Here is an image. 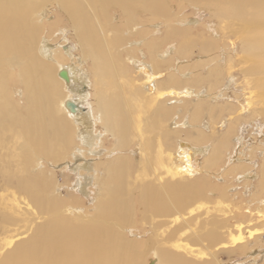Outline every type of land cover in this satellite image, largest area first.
<instances>
[{"label":"bare ground","instance_id":"obj_1","mask_svg":"<svg viewBox=\"0 0 264 264\" xmlns=\"http://www.w3.org/2000/svg\"><path fill=\"white\" fill-rule=\"evenodd\" d=\"M180 1L202 6L222 31L239 36L242 60L250 64L244 71L246 86L264 99V0ZM113 7L121 15L120 24L110 14ZM53 12L58 22L53 23ZM143 14L149 22H140ZM171 16L168 0H0V237L6 241L2 245L10 248L0 264H218L215 248L225 243L224 230L231 251L249 253L245 231L253 240L261 239V229L253 231L245 221L233 225L226 216L207 220L201 227L195 223L197 204L216 208L209 194L214 197L218 191L220 206L230 195L224 185L223 190L212 187V177L218 174L214 169L228 174L243 170V185L249 188L257 182L253 197L262 205L264 148L252 146L246 151L244 135L250 122L241 121V112L218 123L214 108L209 107V121L201 119L203 104H220L229 83L236 80L230 74L220 89L205 95L197 92L192 81H205L204 68L209 78H220L224 70L235 68V58L228 53L226 65H221L218 39L203 33L200 40L192 34L204 26L196 17ZM62 20L73 29L78 54L68 42L54 43L45 33ZM191 46L203 54L195 61H183L180 57ZM136 63L145 77L132 74L130 65ZM189 64L197 66L193 72L185 71ZM61 71L68 74V81L60 77ZM165 72L168 78L162 82ZM156 77L149 95L143 85L156 82ZM182 81L186 85L180 88ZM91 85L95 106L90 101ZM246 94L237 104L244 112L253 107ZM192 99L198 103L191 117L178 122L174 132L164 128L184 100ZM69 101L77 104V111L67 107ZM86 104L91 105L89 110ZM149 109L157 110L160 126L146 120ZM252 113L249 117L254 121L257 112ZM148 131L157 135L156 141L147 137ZM107 135L116 141L112 149L103 145ZM136 142L143 167L135 166L129 173V157L123 152ZM233 147H237L238 163L220 166ZM255 151L262 153V164L256 167ZM61 168L81 171L83 196H90L91 187H96L92 206L59 199L55 174ZM226 176H220L222 184ZM138 210L154 236L157 233L152 245L150 239L142 243L132 238L137 235H130ZM29 215L35 223L27 222ZM164 219L182 224L165 237L163 229L169 222ZM25 223L36 224L26 239L17 229H8ZM182 228H188L184 237L178 235Z\"/></svg>","mask_w":264,"mask_h":264},{"label":"rangeland","instance_id":"obj_2","mask_svg":"<svg viewBox=\"0 0 264 264\" xmlns=\"http://www.w3.org/2000/svg\"><path fill=\"white\" fill-rule=\"evenodd\" d=\"M168 3L170 4L171 10H172V16L171 17H173V16L178 17L179 16L178 20L185 18V17H194V18L196 17L198 19V21L204 25V26H200L199 29L192 32L193 35L197 36V39L201 40L200 37H202L203 33H204L203 36H205L206 38H210V37L213 38L214 37L216 40L218 39V44L220 45L219 47H221L220 48L221 50L219 51V53H217L218 54L217 56L219 57V62L221 65H226L225 61H226V58H228V56H227L228 53H233L234 58H235V63H234L235 68L233 70H231L230 72L224 70V66H221L222 69L224 70L223 75L220 77L221 79L218 77L209 78L207 75L208 71H206L204 68V70H202V71H204L205 81L198 82L199 79H196V81H192L191 84L193 86H196L197 92L202 91V93L205 95L207 92L210 93V92L216 91L220 87L221 82L223 84L226 80H228L227 77L230 74H232L236 80V81H234L235 83L234 82L229 83L230 86L228 88H227V86L229 84L226 86L227 97L225 98V100H224V98H222V102L220 103L221 105L215 104L211 101H207L205 104H203L205 106H202L204 112L202 113L203 115H202L201 119H206V121L207 120L209 121L210 115H209L208 111H209V109H211L209 107L214 108L213 117L215 120L216 119L218 120V123L220 121H221V123H223L225 120H227L230 117V114H232V113L237 114V111H238V113L241 112L243 114L241 121L244 118V120H248L250 122V125H248V127H247V129H249V130L244 135V138L246 139V144L248 145V147L246 148V151L250 152V150H252L253 147L264 148V99L259 97L257 92L254 91L252 93L253 89H249V87L246 86V79L244 76V71L247 68H250V64H247V63H245L246 61L244 62L242 60L241 45H240L239 36L233 35L232 31L227 30V29L222 31L219 27L220 23L216 20H212L209 12L206 9H204L202 6L201 7L200 6H192L189 3L185 2V1H180V0H168ZM54 10H55L54 12H56V9H54ZM54 12H53V16H52L53 23H55L56 20H57V22L59 21ZM110 14L115 17V22L117 24L121 23V21H120L121 15L119 14L117 7H113L111 9ZM139 19H140V22H149L150 21L149 17L147 18L145 16V14L140 16ZM153 20H156V18H154ZM157 20L160 22H164V20H162V19H157ZM205 25L207 28H205ZM223 25H225V24H223ZM70 27L71 26L66 22V20L65 21L62 20V21H60V23L54 25L52 28H50V27H48V29L46 28L45 33L49 34V36L51 37V39L54 43L62 44L63 42L64 43L68 42L69 43V44L67 43L68 45H71L75 48V54H78L79 48L76 45L75 40H74L73 29ZM57 28L59 31L57 30ZM160 28H162V26ZM204 29H206V30H204ZM46 31H49V32H46ZM128 31L129 30H126L127 33H128ZM127 33L125 35H127ZM132 38H133V36H131V39ZM192 47L193 46H191L189 48V50L186 52V54L183 56L184 59L182 57H180L183 61H188V62L195 61V59L198 58L200 53L203 54L202 52H200L199 47H197V46H194L193 48ZM227 49L231 50V51H228ZM144 51H146V49H144ZM235 52H237V53L235 54ZM124 55L126 57L127 52ZM186 55L191 56V58H188ZM169 65H172V63L168 64V66ZM211 65L213 66V64H210L209 66H211ZM131 67L133 69L132 74L134 76H136V77H143L144 76L140 72L142 70H141L138 63L131 64L130 68ZM196 67L197 66L192 67L191 64H189L186 67L185 71L186 72H193L195 70L194 68H196ZM167 73L168 72H165L164 75H166ZM157 78L158 77L155 78L156 82L150 83V84L148 82H146L145 85H143L142 89L145 92L147 91L146 93H149V95L153 92L152 90H149V87L156 85ZM167 78H168L167 75L165 78L163 77L162 82H164L163 80L166 81ZM183 82L184 81H182V83L180 84V85H182V86H180V88H182L186 85V83H183ZM165 86H166V84H165ZM167 88H169V86H167ZM209 88L213 89V90H208ZM164 89H166V88H164ZM89 90H90V92H92V95H93V99H91L90 101H92V105L95 106V99H94V95H96L95 86L93 85V87H92V85H91V89H89ZM173 92L174 91H171V93H173ZM244 94L247 95L248 101L253 102V104H252L253 107L249 108L250 106H248V108L245 109V112L242 111L241 108L238 106L241 103L240 100L243 101V98H244L243 95ZM40 95L43 98V100L46 101L44 98L45 93L40 92ZM172 95L174 96V94H172ZM237 97H240V98H237ZM166 100H168V101H166ZM164 101H166V103L168 104L169 107H172L171 105H169L171 103L169 99H165ZM184 102H185L184 104L180 105L179 108H177L178 109L177 112L173 113V116L175 114H177L175 116H178V117L175 118V116L174 117L171 116V118H169L168 122H166V125L164 126V128L166 127L167 130L174 132V129L178 126V122H181L183 120V118L189 119L188 115L191 117L192 112H193V108L196 107V104L198 102L196 101V99H192L191 102H190V100L189 101L184 100ZM228 103H231L234 106L228 105ZM185 104H187V105H185ZM84 106H85L86 110H89L91 108L90 104H86ZM189 108H191V110ZM155 110L156 109H154V110L149 109V112H148L149 115L148 114L146 115V120H149L150 122H152L153 125L155 124L156 126H160V125H157V123L159 122V117L157 116V112H156L157 110L156 111ZM251 111L257 112V115H256L257 119L254 121H252L249 117L250 114L252 113ZM261 113H262V115H261ZM186 114H187V116H186ZM220 114H222V115H220ZM253 115H254V113H252V116ZM156 117L158 119H156ZM234 121H236V120H234ZM218 123L215 124L216 128H218V125H219ZM155 125H154V127H155ZM101 127L102 126H99V129L104 130V128L103 127L101 128ZM175 130H177V129H175ZM150 131H153V129ZM150 131H148L147 137L150 139L152 137V139H154L156 141L157 135L155 133L150 132ZM217 132L221 133L220 129H218ZM10 134H12V133H10ZM14 134L16 135V133H14ZM51 134H53V133L51 132ZM130 135L134 139V135H136L134 128H132ZM191 135L193 136V138L197 137L196 132H194V131L192 132ZM51 137H53V136H51ZM74 139H72V140H74ZM115 143H116V141L114 140V138L110 135H107L103 145L108 149H112V148H114ZM132 145H130L129 148L123 152L124 155L129 157V164L127 165V169L129 171V173H133L135 166L143 167V165L139 159L141 150L139 149L138 142H136V144L134 143V145H136L135 147H133L134 145L133 146ZM167 145L169 147H171V144H167ZM73 147H74V145H73ZM236 152H237V147H235V149H234V147L232 149H229L224 154V157L222 159V162L220 163V166L225 165V167H226L227 164H229V163L230 164L238 163L237 161H235ZM15 153L16 152L13 153V156H15ZM18 153L19 152H17V154ZM253 156H256V157L258 156L257 157L258 159L256 158L255 167H256V164L261 165L262 164V160H261L262 159V153L259 154L258 152L255 151ZM175 158H176L175 161H178L179 157L177 154L175 155ZM243 158L245 160V158H247V156H244ZM229 159L230 160L232 159V160L230 161ZM12 164L14 167L15 166L14 163H12ZM13 167H12V169H14ZM40 168H41V166L38 167V169H40ZM43 168H44V165H43ZM140 171H142V170H140ZM216 171H218V170L214 169V171H213L215 174L216 173H218V174H217V177L216 176L212 177V180H211L212 187H214V185H216L221 190H223L222 186L224 185L226 188H228V194H230V195H229L228 199L226 200V205H223L224 204L223 203L220 206V202H218V201H220V199H219L220 194L218 193V191L215 192L216 194L214 195V197H212L213 194H209V196L212 198V201L214 203H216L215 204L216 208H213V206H211V205L209 206V205H204V204H197L194 207V217L197 215L199 217L197 218L195 223H197L198 226L201 227L203 225L202 223L206 222L207 220H208L207 222H209V220H212L215 217H218V219L220 217L222 219L224 216H226V217H230L232 219L230 221V223L233 225H236L238 222H244L245 221L244 225L250 226L251 230L256 231L257 229H261L262 234L260 235L261 239L259 238V241L253 240V238L250 237V233L247 234L248 232H246V231L243 233V234H245L243 237H245L246 240L248 239L247 242L250 241L248 243V246H247V249H249L248 254L246 253V249L243 251L242 250L231 251L232 246L229 245L230 244V240H229L230 238H228V236H227V230H224V232H225V234H224L225 243H227L229 245L227 248L228 250L224 247L225 243L221 244V245L220 244L217 245V247L215 248L216 250H218V252H216V255H217L216 261L218 262V264H220V263L221 264H264V202H261L262 203V205H261L260 201L259 202L257 201L258 197H253V192L255 193L258 190L257 182L255 184L253 183L254 185L249 184V188H248L247 186L243 185L244 180L241 179L242 178L241 174H242L243 170H239V172L238 171L237 172H229V174L226 171L225 172H221V171L216 172ZM56 173L57 174H55V176H57L56 179H57L58 184L60 186L58 188L59 199L61 198L63 200V202L72 204L74 206L80 205L81 203L84 205V207H87V208L92 206V204H93L92 199L94 198V195H95L94 191H95L96 187H91V188H93V190H91V194H90V196H88L89 198L82 195V193L80 192V186H81L80 182L81 181L83 182L84 180L82 177L79 176L81 171H78L77 173H75L70 168H61V169H57ZM222 174H223V176H225L227 174V176L225 178L226 179L225 184H222L221 183L222 181L220 180V176ZM154 179L155 178H153V180ZM135 180H136V178H135ZM262 197H263V195L260 197V200L262 199L264 201V197L263 198ZM254 199H256V200H254ZM228 201H229V203H228ZM1 212H4V211L1 210ZM136 213H137V215L135 217V227L131 230L132 234H130V235H131V237L134 235H137V236H134L132 238L137 237L139 239V241L142 243H144L145 240L150 239L149 244L152 245L154 240H156L155 236L157 235V233L154 236V232H152L151 225L145 219H143L142 214L139 212V210ZM26 217L28 220L27 222H29V221L34 222L31 219L30 215L26 216ZM186 218H187V220H189V216H187ZM186 218H185V220L183 218L182 222L186 221ZM172 219H174V218H172ZM172 219H164V221L167 220L169 222V224L163 229V231L166 233L165 237H168L171 234V232H173V230H175L179 224H182V222L181 223L178 222L175 224L174 222H172ZM162 220L163 219H158L157 221H162ZM37 222H41V221L37 220L36 223ZM25 224H27V225L22 224L20 226L11 227L8 229H17L18 233L22 236L21 238L26 239L30 235H32L33 229H34L36 224H32V223H25ZM181 230H182V232H180V233L177 232V233H178V235L184 237V231H187L188 228H182ZM246 230L251 232V230H248V229H246ZM159 236H163V235H160V233H159ZM2 244L6 245V241L4 240L3 236L0 237V260L2 259V256L5 255L10 250L9 247H5ZM199 247L203 248L200 245H199ZM195 249H197V248H195ZM215 249H214V251H215ZM197 257L198 256H196V258ZM199 259H201V258H199ZM147 262H148V259L145 261V263H147Z\"/></svg>","mask_w":264,"mask_h":264},{"label":"water","instance_id":"obj_3","mask_svg":"<svg viewBox=\"0 0 264 264\" xmlns=\"http://www.w3.org/2000/svg\"><path fill=\"white\" fill-rule=\"evenodd\" d=\"M60 77H62V78H64L65 80H69V76H68V74L65 72V71H61L60 72ZM67 107L68 108H70V110L72 111V112H75V111H77V107H76V105L77 104H75L74 102H72V101H69V102H67Z\"/></svg>","mask_w":264,"mask_h":264}]
</instances>
